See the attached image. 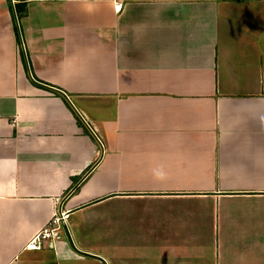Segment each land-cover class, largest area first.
<instances>
[{"label": "crops", "instance_id": "crops-1", "mask_svg": "<svg viewBox=\"0 0 264 264\" xmlns=\"http://www.w3.org/2000/svg\"><path fill=\"white\" fill-rule=\"evenodd\" d=\"M116 1L0 0V264H264V0Z\"/></svg>", "mask_w": 264, "mask_h": 264}, {"label": "built area", "instance_id": "built-area-1", "mask_svg": "<svg viewBox=\"0 0 264 264\" xmlns=\"http://www.w3.org/2000/svg\"><path fill=\"white\" fill-rule=\"evenodd\" d=\"M14 2V1H13ZM123 0L115 2V10L120 12L123 7ZM66 225L65 212H56L50 219L49 223L37 232L25 246L26 250H40L46 246L47 242L53 243L60 238V230Z\"/></svg>", "mask_w": 264, "mask_h": 264}]
</instances>
